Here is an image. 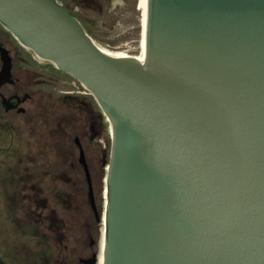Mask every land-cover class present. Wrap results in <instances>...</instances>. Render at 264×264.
Segmentation results:
<instances>
[{
    "label": "water",
    "instance_id": "1",
    "mask_svg": "<svg viewBox=\"0 0 264 264\" xmlns=\"http://www.w3.org/2000/svg\"><path fill=\"white\" fill-rule=\"evenodd\" d=\"M0 22L109 124L101 216L86 172L102 264H264V0H146L143 61L58 0H0Z\"/></svg>",
    "mask_w": 264,
    "mask_h": 264
},
{
    "label": "rangeland",
    "instance_id": "2",
    "mask_svg": "<svg viewBox=\"0 0 264 264\" xmlns=\"http://www.w3.org/2000/svg\"><path fill=\"white\" fill-rule=\"evenodd\" d=\"M138 1L104 0L107 9L101 16L97 15L100 0H67V4L74 10L83 8L98 45L114 53L137 57L142 51L143 22ZM13 38L16 39L0 27V44L10 53L14 52L13 45L19 43ZM34 67L18 72L13 60L14 82L2 89L10 94L26 92L22 104L26 112L13 111L7 116L0 112V260L3 264H74L76 254L69 237L77 225L88 217L100 235L102 224L101 220L95 222L91 211L83 170L70 169L61 162L59 153L54 154L49 149L59 148L57 131L60 128L75 136L65 118L71 114L77 128L83 114L86 116L85 107L79 101L83 94L69 93V90L81 89L75 80H63L44 69L39 70L38 76ZM18 73L23 75L22 80ZM33 78L40 85L32 89L30 79ZM90 117L93 132L90 129L84 132L94 142L87 149V158L91 164L95 203L101 216L103 180L110 152L109 124L100 108L93 109ZM89 137L84 135L83 140L89 142ZM61 144L64 141L61 140ZM70 144L73 145L72 140ZM77 157L78 154L73 159L75 165Z\"/></svg>",
    "mask_w": 264,
    "mask_h": 264
},
{
    "label": "flooded vegetation",
    "instance_id": "3",
    "mask_svg": "<svg viewBox=\"0 0 264 264\" xmlns=\"http://www.w3.org/2000/svg\"><path fill=\"white\" fill-rule=\"evenodd\" d=\"M10 54L12 56V67H13L14 57H13L12 52ZM32 57L38 63H41V60H43V59L37 57L33 52H32ZM44 61H46V60H44ZM46 62H48V61H46ZM12 67H11V74H12V78H13ZM45 71H47V70H45ZM47 72L53 76H56L58 78H62L63 80H73V79H68V78L63 77V74L60 73L59 71H56V70L47 71ZM13 82H14V78H13L12 82L6 81L0 85V110H1L0 112L6 114V116H7V113H12L13 111H15L19 114H23L26 112V110L17 111L18 107L23 106L22 104L24 102L23 100L25 99V96L22 97V95L17 94V93H13V94L4 93L2 90L6 84H12ZM80 86H79V88H80ZM69 91H70L69 93L76 91V92H80V94H83V96L81 95L83 98L79 99V101L85 107L86 116H84V114H83V117L78 121L79 123L77 124V128H75V126L73 125L74 119L71 116V114H69V118L65 116L66 122L69 123L70 127L72 126L71 129L74 130L75 136L72 137L69 132H66L65 129H63V127L60 128L57 131V139L58 140L56 139L57 142L58 141L60 142V146H59V148H50L49 150L53 151L54 154L59 153V155L62 156L61 162H65V164L70 169L75 170L76 167H79L80 170L82 169L83 173H84L83 176L85 178L84 181L86 182L87 189H88V179L86 177V172L89 173L90 181L92 184V171H90V168H89L91 166V164L88 162L89 160L87 158V149L90 146H93L94 142L91 139V136L89 137V135H87L86 132H84V131H87L90 129L91 130L90 132H93L92 118L90 116H91V114H93V109H96V107L94 106V102H93L92 98L89 96L90 94L88 92L85 93L82 91V89H72ZM11 96H17L19 98L18 105L14 108L8 109L7 111H3L2 110V108H3L2 99L3 98H9ZM68 96H70V95H68ZM88 120L90 121L89 123H88ZM76 132H78V134ZM84 135L86 137H89L90 141L89 140H87V141H89L90 143L86 142V140L85 141L83 140ZM61 140L64 141V144H61ZM70 140H72L73 145L70 144ZM88 143H89V145H88ZM73 146L75 148H73ZM76 154H78V157H77V163L78 164L77 165H75V162L73 160V159H75ZM84 181H82V182H84ZM87 197H88V202L90 204L88 191H87ZM90 207H91V204H90ZM91 211H92V209H91ZM94 218H95V216H94ZM95 222H97L96 218H95ZM93 225L94 224L92 223V221L90 219L88 221V217H85L84 220H82L79 223V225H77L78 227L75 228V232L69 237L70 238L69 240L71 242H73V244H74V246H72V247H74L73 251L76 254V257H75L76 260H75L74 264H102L103 240L100 241V243H99L100 235L97 232V229H95V227Z\"/></svg>",
    "mask_w": 264,
    "mask_h": 264
},
{
    "label": "trees",
    "instance_id": "4",
    "mask_svg": "<svg viewBox=\"0 0 264 264\" xmlns=\"http://www.w3.org/2000/svg\"><path fill=\"white\" fill-rule=\"evenodd\" d=\"M59 2H61L65 7H66V9L72 14V15H74L79 21H80V23L83 25V27H84V29L86 30V32L91 36V37H93V33L89 30V25H88V20H87V18H86V15L84 14V12H83V8L82 7H78V9L77 10H74L73 9V7H70L68 4H67V0H58ZM103 1L104 0H100V2H101V8L99 9V11L100 12H97V15H99V16H101V15H104V13L106 12V9H107V5H103ZM0 27H1V29L2 30H4V31H6L8 34H11L12 35V33L8 30V29H6L3 25H2V23L0 22ZM13 40H14V38H13ZM16 40V39H15ZM14 40V41H15ZM13 50H14V52H13V57H14V63H15V66H16V68L18 69V72H20V71H22V70H24V71H27V70H29L28 68H31V67H33V66H35L34 67V70H35V73H36V75H40L41 73H40V69H44V70H47V71H54V70H56V71H59L60 73H62L63 74V77H65V78H68V79H73V80H75L79 85H80V83L74 78V77H72L71 75H69V74H67V73H65V72H63V71H61V70H59V69H57L52 63H50V62H45V63H38L33 57H32V52L31 51H29V50H27V49H25L24 47H23V45H20L19 43H15L14 45H13ZM23 62V63H22ZM25 63V64H24ZM23 64V65H22ZM34 70H30L29 72H33L34 73ZM38 75V76H39ZM22 74H20V73H18V77L22 80ZM37 76V77H38ZM40 82V81H39ZM30 83H31V86H32V89L34 88V85H40V84H37V82L34 80V78L33 79H30ZM36 86V89H38V87ZM42 89V90H45V92H46V89H44V88H42V87H39V89ZM49 92H53V91H51L50 89H47ZM26 94V92L25 93H23V95H22V97H24V95ZM53 94V93H52ZM91 98H92V100H93V102H94V106L96 107V108H99V106L97 105V103H96V101L94 100V98L91 96V95H89ZM110 140H109V134H107V144L109 145V147H110ZM109 150H110V148H109ZM109 155V154H108Z\"/></svg>",
    "mask_w": 264,
    "mask_h": 264
},
{
    "label": "bare ground",
    "instance_id": "5",
    "mask_svg": "<svg viewBox=\"0 0 264 264\" xmlns=\"http://www.w3.org/2000/svg\"><path fill=\"white\" fill-rule=\"evenodd\" d=\"M138 6L141 8L142 10V19H143V22H142V51H141V54L139 56H137L136 58L138 60H141L143 61L144 58H145V49H144V25H145V9H146V0H139L138 1ZM118 54V53H117ZM122 54V53H121ZM123 55V54H122ZM101 234H100V241L103 240V225L101 226ZM102 259H103V255H102ZM102 263H103V260H102Z\"/></svg>",
    "mask_w": 264,
    "mask_h": 264
},
{
    "label": "built area",
    "instance_id": "6",
    "mask_svg": "<svg viewBox=\"0 0 264 264\" xmlns=\"http://www.w3.org/2000/svg\"><path fill=\"white\" fill-rule=\"evenodd\" d=\"M82 91L87 93L88 91L86 89H84L83 87H81Z\"/></svg>",
    "mask_w": 264,
    "mask_h": 264
}]
</instances>
